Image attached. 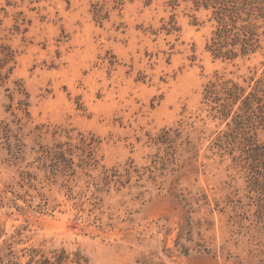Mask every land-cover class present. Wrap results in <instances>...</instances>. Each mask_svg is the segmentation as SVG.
Here are the masks:
<instances>
[{
  "label": "rangeland",
  "instance_id": "374dc122",
  "mask_svg": "<svg viewBox=\"0 0 264 264\" xmlns=\"http://www.w3.org/2000/svg\"><path fill=\"white\" fill-rule=\"evenodd\" d=\"M225 3L0 0V264H264V0Z\"/></svg>",
  "mask_w": 264,
  "mask_h": 264
},
{
  "label": "trees",
  "instance_id": "16d2710c",
  "mask_svg": "<svg viewBox=\"0 0 264 264\" xmlns=\"http://www.w3.org/2000/svg\"><path fill=\"white\" fill-rule=\"evenodd\" d=\"M209 1V0H207ZM212 2L214 3H217L219 4V8L217 10V13L220 14V19L221 21L224 19L223 16L225 14H228L229 16H231V13H233V9L232 8H228L226 6V3H225V0H211ZM230 29H227L226 28V23L223 25V27L217 32L218 36L219 37H222V36H227V33ZM247 40L243 39L242 40V52H245L246 49H247ZM216 55H223V56H227V57H233L236 55V53L232 50V49H227L225 51H222V48L225 46V43H222L221 41H218L216 43ZM232 44H235V40L232 41Z\"/></svg>",
  "mask_w": 264,
  "mask_h": 264
}]
</instances>
